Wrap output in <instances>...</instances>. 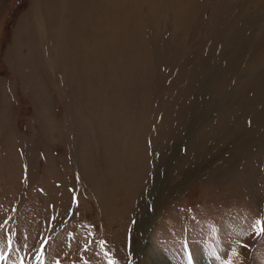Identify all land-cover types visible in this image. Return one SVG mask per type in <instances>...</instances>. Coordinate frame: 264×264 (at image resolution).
Masks as SVG:
<instances>
[{"label":"rangeland","instance_id":"obj_1","mask_svg":"<svg viewBox=\"0 0 264 264\" xmlns=\"http://www.w3.org/2000/svg\"><path fill=\"white\" fill-rule=\"evenodd\" d=\"M257 220L264 0H0V264H264Z\"/></svg>","mask_w":264,"mask_h":264},{"label":"bare ground","instance_id":"obj_2","mask_svg":"<svg viewBox=\"0 0 264 264\" xmlns=\"http://www.w3.org/2000/svg\"><path fill=\"white\" fill-rule=\"evenodd\" d=\"M144 224H145V226L148 224V222H147L146 219H145V221H144ZM145 229H146V230H145V232L143 233V235H144V241H146V235H147V231H148L147 228H145ZM147 246H148V242L146 243L145 247H147ZM142 248H144L143 245L139 246V250L137 251V253H138V252L141 253V249H142ZM142 251H143V249H142ZM144 254L146 255V256H145V263H146V264H172V262H163V261H160V260L154 258V257H153L151 254H149V253L144 252ZM197 257H199V256H197ZM161 259H162V258H161ZM199 259H200V257H199ZM201 260H202V259H201ZM199 264H206V263H205V261H202V262H200Z\"/></svg>","mask_w":264,"mask_h":264},{"label":"snow or ice","instance_id":"obj_3","mask_svg":"<svg viewBox=\"0 0 264 264\" xmlns=\"http://www.w3.org/2000/svg\"><path fill=\"white\" fill-rule=\"evenodd\" d=\"M0 227H2V225H0ZM253 228L256 232V235H261L262 233H264V226H262V221L257 220L255 222V224L253 225ZM235 255V253H233ZM109 264H113L112 261H109ZM230 264V262H229Z\"/></svg>","mask_w":264,"mask_h":264}]
</instances>
